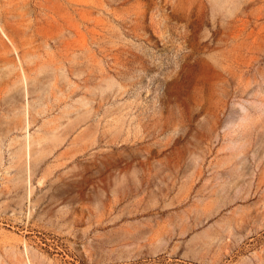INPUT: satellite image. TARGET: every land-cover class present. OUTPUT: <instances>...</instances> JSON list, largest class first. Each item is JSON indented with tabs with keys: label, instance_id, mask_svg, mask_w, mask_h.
Listing matches in <instances>:
<instances>
[{
	"label": "rangeland",
	"instance_id": "374dc122",
	"mask_svg": "<svg viewBox=\"0 0 264 264\" xmlns=\"http://www.w3.org/2000/svg\"><path fill=\"white\" fill-rule=\"evenodd\" d=\"M0 264H264V0H0Z\"/></svg>",
	"mask_w": 264,
	"mask_h": 264
},
{
	"label": "crops",
	"instance_id": "0c3cea01",
	"mask_svg": "<svg viewBox=\"0 0 264 264\" xmlns=\"http://www.w3.org/2000/svg\"><path fill=\"white\" fill-rule=\"evenodd\" d=\"M132 211H130V214ZM124 216V209L117 210L113 214V218L111 221L115 222V225L112 227L114 229V233H117L118 237H126L125 243H116V248L113 250L114 255L117 258L123 257H140V256H149L156 255L162 253L164 251H172L177 252L178 249L181 250L183 256H187L188 254L195 252V248L189 243L188 246L181 247L178 242V236H181L179 232L177 233L170 228L165 230H158L159 224L155 223L154 225L147 226L148 228H136L135 226L128 224V229H125V225L120 228L118 224L121 221V217ZM118 222V223H116ZM177 230V228H175ZM182 234V233H181ZM183 235V234H182ZM101 237H112V235L105 236L104 234L97 235L99 250H103L104 246L102 243L113 244L116 240L112 238H107L106 242L101 239ZM199 239L202 240V243L198 245V252L203 254L206 248L207 241L211 239L210 234L206 231L202 234H198L194 236L193 240ZM109 251V250H108ZM108 253V252H107Z\"/></svg>",
	"mask_w": 264,
	"mask_h": 264
},
{
	"label": "bare ground",
	"instance_id": "6f19581e",
	"mask_svg": "<svg viewBox=\"0 0 264 264\" xmlns=\"http://www.w3.org/2000/svg\"><path fill=\"white\" fill-rule=\"evenodd\" d=\"M30 143H31V139L28 138L27 142L25 143V145H24V147H23L24 151L26 150V156H27V153H29V152H27V150L30 151V150H29V149H30ZM28 148H29V149H28ZM30 156H31V155H30ZM30 159H31V158H30Z\"/></svg>",
	"mask_w": 264,
	"mask_h": 264
}]
</instances>
